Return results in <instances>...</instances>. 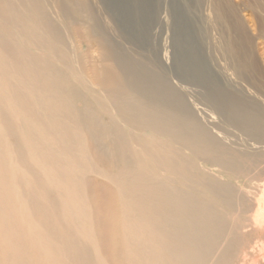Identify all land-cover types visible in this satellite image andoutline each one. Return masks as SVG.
I'll list each match as a JSON object with an SVG mask.
<instances>
[{"label": "bare ground", "instance_id": "obj_1", "mask_svg": "<svg viewBox=\"0 0 264 264\" xmlns=\"http://www.w3.org/2000/svg\"><path fill=\"white\" fill-rule=\"evenodd\" d=\"M217 2L228 6L230 10L238 7L250 8L255 11L257 20L264 22V0H237L236 2L217 0ZM34 4V2L31 3L28 9H32V6L36 9ZM209 5L211 4L209 3ZM56 8L57 10L62 9V7ZM211 8L213 9L212 5ZM0 11L2 16L10 21L17 18L16 13L9 9H5L6 13ZM75 11L77 12V9ZM62 12L65 14L64 10ZM209 16L211 17V15ZM210 17L207 16V18ZM214 19H212L213 22H215ZM238 20L240 21V19ZM33 21L35 20L33 19ZM71 21L73 22V20ZM44 22H40V26L42 23L46 25L47 22ZM257 23L259 22L257 21ZM52 26L51 30H53ZM16 27L18 28V26ZM77 28H80L79 25ZM83 30H79V32ZM240 30H244V28ZM47 31L49 32V30ZM76 31L74 30L73 34ZM55 32L54 34H56ZM79 32L77 31V36L80 34ZM52 33L53 31L51 35ZM33 34L31 33V35ZM29 35L30 33L27 35L28 39ZM240 36L243 37L242 34ZM34 37L33 35L31 38L34 40ZM75 38L76 36L73 39ZM1 40L3 39L0 32V264L243 263L249 254L246 249L249 248L250 243L248 244L245 239L244 241L240 239L239 234L246 228L245 223L248 221L246 214L248 215L250 211V201L246 205H240H249L248 209L244 210L243 207L240 209L239 206L238 210L235 208L237 204L235 207L233 206L234 198H232L231 192L225 190L224 187L222 191L225 194L222 196L220 193L222 191L218 190L220 186H217L218 189H216L208 186L205 182L206 185H201V187L206 188L208 194L202 197L193 192L194 189L189 188L188 190V187H185L190 185L188 183L184 185V188L176 187V182H173L174 177H183L185 182L186 180L192 181L191 177L189 179L187 175L194 167L193 164L190 166L187 162L174 160L175 156L169 158L167 157L170 155L168 153L167 155L158 154L160 150H157L156 147L154 149L158 152L155 153L154 149H150L149 144L139 135H134L135 133H128V140L127 137L125 140L120 139L119 132L125 131L123 128L121 129L123 125L120 127L117 125L119 122L116 124L115 121L110 124L102 123L96 115L84 109L82 104L83 111L82 109L80 112L74 110L71 105L72 101L68 102L70 98L74 97L75 99V95L72 94V96L68 89V87L72 88V85H66L68 81L66 84L63 83L62 75L60 73L58 75L55 70H52V64L49 63V67L48 61H46L47 64H42V60L37 64L34 61V64L30 60V56L28 59L21 52H11L13 49L11 50L8 45L6 47H9L15 58L13 62L9 59L10 56L7 58L3 55L6 41ZM36 41L39 42L35 39L34 43ZM42 41L41 43H43ZM62 41L63 44L62 42L61 44L65 46V41ZM86 41L88 44L90 40ZM58 43L56 42V44ZM43 47L45 48L44 45ZM49 47L51 50L52 46ZM78 48L81 50V47ZM89 48L90 46L87 49ZM84 51L86 52V49ZM54 52L55 57H53L56 58ZM11 53L9 54L11 55ZM59 55H57L59 60L66 61L67 56L65 59L64 54L60 53ZM82 56L79 57L84 58L85 55ZM99 56L107 64L108 56L104 57L103 52ZM67 61L66 64H69L70 62ZM69 61L74 62L72 59ZM88 61L85 66L76 62L80 75H87L88 72L87 80L84 78L83 81L88 83L90 89L95 92L98 90L107 93V95L114 94L119 86V81L109 69L110 67L108 65L107 67H98L95 65L100 62H96L94 65L91 59ZM83 62L86 64L87 61ZM104 62H102L103 65ZM80 78L82 79V76ZM66 86L68 87L65 88ZM82 87L84 88V86ZM78 89L77 92H79ZM97 94L95 95L97 96ZM85 97H89V95ZM129 97L131 99V96ZM80 99L79 101H81ZM107 100H109V96ZM94 101L98 102V100ZM108 102L110 103V101ZM90 104L92 105L91 102ZM114 105L115 111L127 118L128 125H132L131 123L137 125V131L144 129L161 136L166 134L172 142L178 140L174 143L182 144L183 141L187 145L185 148L191 154L194 152L196 154L203 149L199 143V135L191 136L192 134L189 135L188 131H183V127L169 114L158 113L138 105L135 107L124 101L116 102ZM110 107L112 108L111 104ZM125 118H122L123 122ZM119 119L121 120V118ZM130 128L134 130L135 127L128 126V129ZM103 140H107V143H103ZM150 140L152 139H149V142ZM159 142L163 141H157V144H160ZM131 143V147L137 148L134 151L130 150ZM120 147L126 149L122 150ZM171 148H167V151L172 152L169 151ZM163 150L165 152V149ZM209 150L208 153L214 155L215 151ZM202 152H205L203 153L205 156H210L206 151ZM203 154L199 153L200 156ZM143 158L146 163L147 160L150 161L149 164H145ZM215 159L216 157L213 156V163L217 167L221 166L226 170H232L229 162L216 161ZM199 160L201 159L199 158ZM160 172H164L166 176ZM208 184L210 185V183ZM243 191L239 192L244 194Z\"/></svg>", "mask_w": 264, "mask_h": 264}, {"label": "rangeland", "instance_id": "obj_2", "mask_svg": "<svg viewBox=\"0 0 264 264\" xmlns=\"http://www.w3.org/2000/svg\"><path fill=\"white\" fill-rule=\"evenodd\" d=\"M4 1L0 0V10L5 12V9H9L11 12L16 13L17 18L10 21L8 18L2 16V12L0 11V32L3 39L1 41H6L3 47L4 51L2 50L3 55L7 58L10 56L9 59L14 62L15 58L11 52H21L28 59L30 56V60L36 61V64L37 62L40 63L41 60L42 64L48 63L49 67L52 64V70H55L58 75L59 73L62 75L63 83L65 82L66 84V81H68L66 85H72V88L68 86L65 88L68 87L69 93L75 95V99L74 97L72 98L74 101L71 98L70 100L68 99V102L71 103L72 101L71 105L74 110L80 112L81 109L82 111L86 109L89 113L92 112L91 114L101 119V122L104 124H110L114 121L117 124L119 122L117 125H120V127L123 125L121 129L125 130V133L123 130H121L123 133L119 132V136H122L119 137L120 139L125 140L127 135L135 133L134 135H139L149 144L150 149L153 150L156 147L157 150H160L158 152L154 149L155 153L158 152V154L161 153L163 155H167L168 153L170 154L167 155L169 158H174L175 156L174 160L187 162L190 166L193 164L192 166L194 167L189 172L191 175L188 174L187 176L188 178L191 177L189 179L194 181L186 180L185 182V178L183 177H180L181 179L174 177L176 180L173 178V182H176V187L181 188L180 186H182L184 188V185L188 183L190 185L185 187H188V190L189 188L194 189L193 192H196L201 197L208 194L207 189L201 187V185H206L205 182L208 186L216 189L220 186L218 190L221 191L224 187L225 190L231 192V196L234 198L233 206L235 207L237 204L235 208L238 210L240 205H246L250 201V206L248 205L250 211L248 215L246 214L248 219L246 221L247 224L245 223L246 228L239 234L240 239L243 241L245 239V241H248V244L250 243L249 248L246 249V252H249V254L243 263L239 264H264V22L257 20L255 11L243 7L230 10L228 6L222 5L217 0ZM233 1L236 2L237 0ZM33 2L37 8L35 9L32 6V9H28L29 5ZM209 3L213 9H210L211 5ZM63 6L66 8L64 9ZM56 7L58 9L62 7V9L57 10ZM76 9L77 12L75 11ZM63 10L65 14L62 12ZM58 11H60V14ZM48 13L49 15H47ZM207 16L211 19L207 18ZM40 22H44L46 25L42 23L40 26ZM66 22L68 24L70 22V26L66 25ZM211 22L213 23L210 24ZM34 23L37 25L35 26ZM75 24H78L80 28H77L78 25ZM48 26L49 28H47ZM51 26L53 30L50 29ZM19 28L23 29L26 33L24 34V31H20L21 29ZM43 28L49 30V32H46L45 29L42 30ZM225 28H227V31ZM243 28L244 30H240ZM73 29L78 32L79 30H84L79 32L80 34L78 33L79 35L77 36V31L73 34ZM27 31L30 33L29 39ZM34 31H36L35 34L38 32L37 35L33 34ZM31 33L39 42L36 41L34 43L35 39H32L33 35ZM82 33L86 36H83L84 34ZM240 33L244 38L240 36ZM60 36L61 39L64 38L62 40L65 41V46L62 45L63 41L60 39ZM75 36L76 38L73 39ZM43 39L46 42H43ZM58 40H60L59 43ZM86 40H90L88 44ZM8 45L11 47V50L13 49L12 51L9 47H6ZM46 45L52 46V51ZM77 46L81 47V50ZM87 46H90V48L87 49ZM67 47L69 48L67 49ZM83 47L86 49V52ZM47 51L49 52L47 53ZM53 51H55L57 59L54 58ZM99 51L104 53V57L108 56L109 61L107 64L100 58L99 54L101 52ZM4 52L6 53L4 54ZM58 52L64 54L65 59L67 56L66 61L68 60L67 62L70 63L66 64L65 60H63L64 63L62 60H59L57 55L60 56V53L56 54ZM87 53L89 54L87 55ZM82 55L86 56V58L84 56L86 60L79 57ZM73 56L77 59L75 60ZM89 57L94 62V65L96 62H100L95 66L107 67L108 65L109 69L118 78L119 86L114 94L107 95V93L96 90L97 94L95 90L90 89L88 83L83 81L84 78V80H87L88 72L87 75H80L78 73L79 68L76 67L78 63L76 62L85 66L88 64V60H90ZM71 59L75 63L69 61ZM46 61L48 62L46 63ZM83 61H87L86 64ZM102 62H104V65ZM57 68L59 69L57 70ZM80 76H82V79ZM82 86L86 88L85 91ZM77 89L79 92L76 91ZM88 95L92 98L85 97ZM108 96L109 100H107ZM129 96H131V99ZM83 97L85 100L90 101L92 105L87 100L85 101ZM82 99L85 102L84 104ZM93 99L98 100V102L96 103ZM122 101L131 103L135 107L142 106L148 110L171 115L183 127V131H188L187 133L189 135L192 134L191 136L199 135V143H201L203 149L196 154L195 152L191 154L185 148L187 145L183 141L182 145L180 142L174 143V141L178 140L172 142L171 138L169 139V136L167 137L166 134L161 136L144 129L143 131H137L136 124L131 123L129 120V123L132 125H128L127 118L121 116L123 114H118V111H115L114 104ZM113 102L114 104H112ZM95 108H98L99 112ZM108 109L111 114H109ZM117 115L119 117H116ZM122 118H125L124 122ZM128 126L135 128L134 130L132 128L128 129ZM149 139L152 140L149 142ZM153 140L152 144L151 141ZM10 141L12 142V140ZM103 141V143H107V140ZM130 141L132 142V140ZM157 141H163L164 145L163 142L157 144ZM165 145L167 146L165 147ZM131 146L132 143L130 144ZM170 147L172 148L169 151H174L173 153L167 151V148ZM120 148L122 149V147ZM124 149L126 148L122 150ZM134 149L137 148L131 147L130 150L134 151ZM163 149H165V152ZM209 149L215 151L214 155L208 153ZM202 151H206L210 156L207 154L205 156L203 154L205 152ZM199 153L203 155L200 156ZM132 154L135 153L132 152ZM195 156L197 157L196 159L194 158ZM213 156L216 157V161L224 160L229 162L232 170H226L221 166V169L219 166L217 167L213 163ZM208 158L209 160H207ZM143 160L145 164H149L150 162L147 160L146 163L145 158ZM206 171L208 172L207 174ZM226 172L229 173L227 174ZM232 172L234 173L232 174ZM160 173L165 175L164 172ZM197 174L199 175L197 176ZM177 181L179 182L177 183ZM192 185L195 186L193 187ZM247 189L248 191H246ZM238 190L243 191L244 194ZM220 193H222V196L225 194L223 191ZM240 197L243 200H240ZM244 198L247 199L245 200ZM248 206H240V209L241 207L244 210L245 208L248 209Z\"/></svg>", "mask_w": 264, "mask_h": 264}]
</instances>
